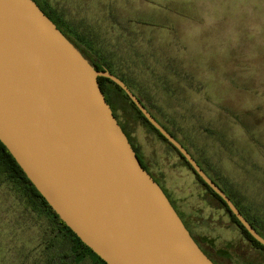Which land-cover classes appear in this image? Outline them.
I'll use <instances>...</instances> for the list:
<instances>
[{"label": "rangeland", "instance_id": "374dc122", "mask_svg": "<svg viewBox=\"0 0 264 264\" xmlns=\"http://www.w3.org/2000/svg\"><path fill=\"white\" fill-rule=\"evenodd\" d=\"M38 1L131 76L159 121L264 224V0ZM109 89L149 171L216 263H264L179 153ZM70 245L53 215L0 178V264H52Z\"/></svg>", "mask_w": 264, "mask_h": 264}, {"label": "water", "instance_id": "95a60500", "mask_svg": "<svg viewBox=\"0 0 264 264\" xmlns=\"http://www.w3.org/2000/svg\"><path fill=\"white\" fill-rule=\"evenodd\" d=\"M99 77L125 91L264 245L123 80L97 70L35 0H0V141L61 220L107 264H215L143 167Z\"/></svg>", "mask_w": 264, "mask_h": 264}, {"label": "trees", "instance_id": "16d2710c", "mask_svg": "<svg viewBox=\"0 0 264 264\" xmlns=\"http://www.w3.org/2000/svg\"><path fill=\"white\" fill-rule=\"evenodd\" d=\"M37 4L40 6V8L44 11V13L57 25V27L63 32V34L82 52V54L90 61V63L100 71L108 70L109 72L113 73L117 77H119L121 80H123L128 87L136 94V96L141 100V102L146 106V108L152 113V110L150 109L149 105L145 102L143 96L136 93L134 89V80L131 76L120 72L117 73L114 71L113 66L114 62L112 59L108 58L107 55H102L100 51H97V49H94L92 45H90L88 42H86V39L84 38V35L77 30H74L71 25L67 22V19H65V16L63 13L57 12L56 10H53L50 8L49 3L46 5H42L38 0H35ZM99 83L101 86V89L105 95V98L109 105L111 106L113 113L115 117L117 118L118 122L120 123L122 129L128 136L130 142L132 143L129 133L127 132L125 125L121 122L119 119L118 114L116 113L115 109V101L113 99V95L109 89V85L113 86L115 90L128 100L131 107L135 110L138 117L147 125L149 128L157 134L163 141L167 142L175 151H177L180 155V157L185 161V163L190 167V169L193 171L197 179L200 183H202L206 189L214 196L216 197L226 208L228 211L232 221L238 225V227L241 229L242 233L247 238L248 242L256 249L264 251V245L261 244L259 241H257L250 233L249 231L240 223L238 218L232 211L229 209L228 205L222 200V198L215 193L212 188H210L209 185L205 183V181L193 170L190 163L186 160V158L178 151L177 148L173 146L172 143H170L149 121L148 119L143 115V113L139 110V108L134 104V102L129 98V96L125 93V91L114 81L110 80L106 77H99ZM153 114V113H152ZM153 116L159 121V119L153 114ZM160 122V121H159ZM161 123V122H160ZM162 124V123H161ZM166 130L169 131L170 134H172L176 139V135L168 129L164 124H162ZM178 140V139H177ZM133 148L135 149L136 153L141 161L143 167L151 174V172L148 169V166L146 162L144 161L142 155L139 153L138 149L135 147V145L132 143ZM185 147V146H184ZM186 148V147H185ZM187 149V148H186ZM188 150V149H187ZM198 162V161H197ZM199 163V162H198ZM200 164V163H199ZM202 167V166H201ZM203 168V167H202ZM204 169V168H203ZM205 171V169H204ZM206 172V171H205ZM207 173V172H206ZM208 174V173H207ZM152 175V174H151ZM209 175V174H208ZM210 176V175H209ZM152 177L155 179V181L158 182V180L152 175ZM211 177V176H210ZM0 178L4 180H9L15 184L19 185V189L21 192L25 195L27 198V201L32 205V207L36 210H42L43 212H48L49 214L53 215L54 220L56 221V224L58 226V232L62 234L64 237H68L70 239L71 245L69 246L68 251H63L62 254H58L57 257L53 260L52 264H80L86 257H90L92 262L94 264H107L103 259H101L91 248H89L67 225L66 223L61 220V218L58 216V214L53 210V208L49 205V203L46 201V199L41 195V193L37 190V188L34 186V184L30 181V179L27 177L23 169L20 167V165L17 163L15 158L12 156L10 151L7 149V147L0 141ZM212 178V177H211ZM217 185L219 183L216 181V179L212 178ZM159 183V182H158ZM160 185V183H159ZM161 186V185H160ZM223 191L231 198V200L234 202V204L238 207V209L241 211V213L245 216V218L251 223V225L264 237V232L262 231V226L264 224L260 223L259 219H251L241 208L239 205V202L237 199L234 198V196L227 191L224 187L219 185ZM162 187V186H161ZM163 189V188H162ZM164 190V189H163ZM165 192V191H164ZM167 195V194H166ZM169 198V196L167 195ZM171 201V199L169 198ZM172 203V201H171ZM173 204V203H172ZM174 206V205H173ZM176 209V208H175ZM177 211V209H176ZM178 212V211H177ZM179 214V213H178ZM180 215V214H179ZM181 217V216H180ZM182 218V217H181ZM183 220V219H182ZM184 222V221H183ZM186 227L189 230V226L186 222H184ZM191 230V229H190ZM189 230V231H190ZM191 233V232H190ZM192 235V234H191ZM193 236V235H192ZM194 238V237H193ZM195 239V238H194ZM196 241V239H195ZM197 242V241H196ZM201 245L202 243L198 241ZM197 242V243H198ZM198 243V244H199ZM201 245H199L201 247ZM204 248V249H202ZM201 249L205 252V254H209L210 257H212L211 253L206 249L203 245ZM208 256V255H207ZM209 257V258H210ZM213 258V257H212ZM264 264V263H259Z\"/></svg>", "mask_w": 264, "mask_h": 264}, {"label": "flooded vegetation", "instance_id": "af4514ba", "mask_svg": "<svg viewBox=\"0 0 264 264\" xmlns=\"http://www.w3.org/2000/svg\"><path fill=\"white\" fill-rule=\"evenodd\" d=\"M140 157V156H139ZM141 161H143L142 159H141ZM152 174V173H151ZM153 175V174H152ZM154 176V175H153ZM166 193V192H165ZM175 207V206H174ZM181 216V215H180ZM183 219V218H182ZM183 221H184V219H183ZM185 222V221H184ZM189 230H190V228H189ZM190 232H191V234L193 235V237L196 239V241L198 242V239L195 237V235L192 233V231L190 230ZM199 243V242H198ZM199 245H201L200 243H199ZM201 247H202V245H201ZM202 249H204V248H202ZM208 255V257H210V255L209 254H207ZM210 259L215 263V264H217L216 263V261L212 258V257H210Z\"/></svg>", "mask_w": 264, "mask_h": 264}]
</instances>
